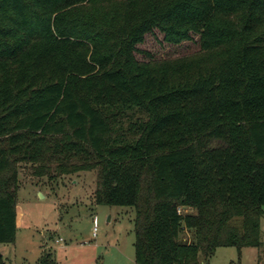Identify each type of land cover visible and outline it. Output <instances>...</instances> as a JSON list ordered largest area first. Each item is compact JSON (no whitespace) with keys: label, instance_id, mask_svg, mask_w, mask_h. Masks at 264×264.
Listing matches in <instances>:
<instances>
[{"label":"trees","instance_id":"16d2710c","mask_svg":"<svg viewBox=\"0 0 264 264\" xmlns=\"http://www.w3.org/2000/svg\"><path fill=\"white\" fill-rule=\"evenodd\" d=\"M155 31L199 50L138 61ZM20 162L95 171V204L134 210L135 264L262 247L264 0H0V244Z\"/></svg>","mask_w":264,"mask_h":264},{"label":"rangeland","instance_id":"374dc122","mask_svg":"<svg viewBox=\"0 0 264 264\" xmlns=\"http://www.w3.org/2000/svg\"><path fill=\"white\" fill-rule=\"evenodd\" d=\"M137 49L135 57L140 62L176 59L199 50L195 38L174 46L157 31L146 36ZM17 167L21 181L16 206L18 224L14 242L0 244L4 261L37 264L43 249L57 264H135L134 210L97 206L95 171L50 181L33 176L36 165L20 162ZM260 231L262 247L218 248L208 264H264V219ZM58 238L62 244H56Z\"/></svg>","mask_w":264,"mask_h":264},{"label":"built area","instance_id":"2783aa9c","mask_svg":"<svg viewBox=\"0 0 264 264\" xmlns=\"http://www.w3.org/2000/svg\"><path fill=\"white\" fill-rule=\"evenodd\" d=\"M96 228H93V236H96ZM63 243V240L61 238H58L56 240V244H62Z\"/></svg>","mask_w":264,"mask_h":264},{"label":"crops","instance_id":"0c3cea01","mask_svg":"<svg viewBox=\"0 0 264 264\" xmlns=\"http://www.w3.org/2000/svg\"><path fill=\"white\" fill-rule=\"evenodd\" d=\"M17 208V207H16ZM16 224H18V217H17V220H16Z\"/></svg>","mask_w":264,"mask_h":264}]
</instances>
